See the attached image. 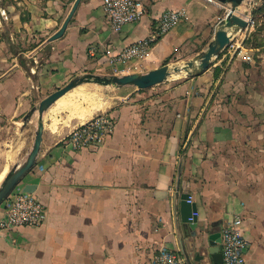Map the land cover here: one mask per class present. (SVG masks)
I'll return each mask as SVG.
<instances>
[{
    "label": "crops",
    "instance_id": "0c3cea01",
    "mask_svg": "<svg viewBox=\"0 0 264 264\" xmlns=\"http://www.w3.org/2000/svg\"><path fill=\"white\" fill-rule=\"evenodd\" d=\"M13 1L8 8L15 26L40 33L41 44L59 30L75 2L66 9L69 0ZM103 1L82 0L63 38L31 56L40 44L30 56L51 47L56 69L88 66L114 72L108 64L111 56L147 37L164 11L185 8L186 18L156 43L143 63L121 66L118 73L148 71L171 60L190 40H205L199 52L204 50L221 9L212 0H143L142 20L115 30L105 17ZM244 52L243 47L230 64L191 140L214 91L213 66L198 77L170 80L175 84L116 94L92 114L105 112L115 122L114 132L100 147L75 151L65 146L64 138L80 121L50 136L45 132L39 163L18 187L45 205L47 219L38 227L0 230V264H149L160 248L180 253L175 196L181 156L180 192L193 196L199 226L215 221L225 225L240 216L249 242L246 262L264 264V191L237 190L232 185L236 175L220 170L221 162L206 144L225 143L237 127L245 128L234 126L233 117L241 121L246 114L253 119L264 109V63L261 72L253 64L242 66ZM15 65L0 86L11 83L14 93L21 94L28 76L17 63L6 71ZM20 111L15 107L11 112L15 116ZM228 117L231 126H222ZM244 190L246 196L240 194Z\"/></svg>",
    "mask_w": 264,
    "mask_h": 264
},
{
    "label": "rangeland",
    "instance_id": "374dc122",
    "mask_svg": "<svg viewBox=\"0 0 264 264\" xmlns=\"http://www.w3.org/2000/svg\"><path fill=\"white\" fill-rule=\"evenodd\" d=\"M72 1L69 0L66 3V9H69ZM13 3V0H0V76L6 72L7 68H10L7 67L8 65L12 66L17 63L24 68L28 79L25 80V85L19 90L22 95L20 92L14 93V86L11 83L4 82L0 86V182L10 167L25 156L32 144L34 136L32 125L28 126L24 134L20 136L22 119L31 107L39 100L63 87L76 74L85 71L100 72L88 66L74 70L56 69V63L58 62L55 56L52 55L51 47H47L31 57L30 51L39 46L44 38L38 36L40 34L38 32L29 33L26 29L15 26L14 19L9 11L11 9L8 8ZM18 8L21 9V7ZM195 9L196 7H193V10ZM255 9L257 10L256 20H254V26L250 29L248 35L246 36L245 32H242L233 41L239 44L242 40L247 41L246 44H243L245 52L239 57L240 62L245 67L253 64L257 67L258 72H261L260 68L262 66L260 64L264 63V1H259ZM228 11V8L221 5L218 12L219 21L226 17ZM204 43L206 41L202 38L190 40L185 46L178 47L169 63H179L192 58L204 47ZM232 53L231 48L228 47L216 60L212 71L214 72L217 65H223V62L228 60ZM4 64L8 65L5 66ZM128 71L131 70L126 69L127 73H133ZM100 73L113 72L101 71ZM39 77H42L41 80H39ZM259 78H261L260 74ZM175 82L178 81H167L162 83L161 86L175 84ZM216 83L217 80L214 78L211 93ZM244 90L246 91V88ZM219 92L220 88L217 94ZM113 97H115L113 92L92 86H82L74 89L65 95L62 104L60 103L49 111L46 117L45 132L47 136L69 129L75 122H78L79 117L86 116L89 119L93 111H96L93 108L103 107L104 109ZM15 107L21 110L15 116L6 111ZM221 116L219 114L220 118H222ZM241 116H243L241 121L233 117L234 126L236 124V126L240 125L245 128L237 127L235 129L236 134L234 136L230 135L225 143L213 141L212 146H209L206 142L207 148L209 150L213 149L216 154V161L221 162L219 164L220 170L233 172L236 175V177H233L232 183L236 189L243 187L247 190L257 189L262 192L264 191V109H261L259 114L256 113L253 119H248L246 114ZM233 120L230 117L226 120L222 119V126L230 127ZM240 194L246 196L247 192L244 190ZM0 208L3 207L0 206ZM244 215L246 217V214Z\"/></svg>",
    "mask_w": 264,
    "mask_h": 264
},
{
    "label": "water",
    "instance_id": "95a60500",
    "mask_svg": "<svg viewBox=\"0 0 264 264\" xmlns=\"http://www.w3.org/2000/svg\"><path fill=\"white\" fill-rule=\"evenodd\" d=\"M212 1L228 8L229 11L226 17L218 22L213 38L207 47L192 58L179 63H167L158 68L137 73L117 74L89 71L81 72L73 76L63 87L52 92L32 106L22 119L20 136L24 134L28 126L32 125L34 128L33 141L25 156L16 161L1 180L0 206L24 178L38 165L46 131V117L59 99L82 86L100 88L105 91L113 92L116 95L123 90H146L170 80L198 77L214 66L216 60L230 46L238 34L245 32V35H248L254 22V10L256 5L259 1L264 0ZM81 2L82 0H75L59 30L36 48L31 56L45 45L63 38ZM241 46H243V42ZM238 51L237 49L232 53L227 67L218 80L198 122L190 134L189 140L192 139L195 131L199 127L226 71L236 57ZM16 69L17 65L6 71L0 76V82ZM182 161L183 156L180 158L176 183L177 192L175 196L176 234L181 253L179 254L185 264H223L222 239L219 232L222 222L215 221L209 226L202 228L198 224V218H195L193 222L189 220L192 212H197V206L195 203L188 202V193L180 192V186L184 185V181L181 180Z\"/></svg>",
    "mask_w": 264,
    "mask_h": 264
},
{
    "label": "built area",
    "instance_id": "2783aa9c",
    "mask_svg": "<svg viewBox=\"0 0 264 264\" xmlns=\"http://www.w3.org/2000/svg\"><path fill=\"white\" fill-rule=\"evenodd\" d=\"M103 11L111 28L121 30L128 24H136L142 20L146 13L143 0H104ZM187 15L185 8L164 11L150 34L133 44L126 46L118 54L108 59V64L117 74L121 66L143 63L148 54L159 40L181 23ZM254 24V22H253ZM252 24V25H253ZM232 51L242 52L241 43H232ZM115 128L114 120L105 112H98L91 118L79 122L64 138L63 143L68 149L81 150L93 146H102ZM189 203L194 198L189 195ZM4 215L0 218V230H9L16 227H38L47 219L45 205L33 194L27 193L17 186L1 205ZM199 212H192L189 218L193 222L198 218ZM242 218L240 216L222 225L220 235L222 239L223 264H247L246 254L249 242L241 230ZM149 264H184L180 254L169 247L160 248Z\"/></svg>",
    "mask_w": 264,
    "mask_h": 264
},
{
    "label": "trees",
    "instance_id": "16d2710c",
    "mask_svg": "<svg viewBox=\"0 0 264 264\" xmlns=\"http://www.w3.org/2000/svg\"><path fill=\"white\" fill-rule=\"evenodd\" d=\"M256 13H257V10L255 9L254 10V20H256ZM256 22V21H255ZM246 42L247 41H245L244 42V44H246ZM230 57L231 56H229V58H228V60H226L225 62H223V65L222 66H216L215 68H214V78H215V80H219V78L221 77V75H222V73H223V71H224V67L226 66V64H227V61H229V59H230ZM167 63H169V60H167V61H165L164 62V64H167ZM22 64H23V61H22ZM163 64V65H164ZM19 86H20V84H18ZM130 91H132V90H123V91H121L120 93L121 94H124V93H127V92H130ZM140 91H143V90H140ZM12 111V109L11 110H8V113H12L11 112ZM114 132V131H113ZM93 147H95V146H93ZM89 148H92V147H89ZM84 149H86V148H84Z\"/></svg>",
    "mask_w": 264,
    "mask_h": 264
},
{
    "label": "bare ground",
    "instance_id": "6f19581e",
    "mask_svg": "<svg viewBox=\"0 0 264 264\" xmlns=\"http://www.w3.org/2000/svg\"><path fill=\"white\" fill-rule=\"evenodd\" d=\"M72 92V91H71ZM65 98V96L64 97H62L61 99H59L57 102H56V104L54 105V107L53 108H55L56 106H58L60 103L62 104V102H63V99ZM102 107H96V108H93L94 110H100ZM52 110V109H51ZM94 112V111H93ZM86 119H88L86 116H84V117H79L78 118V121H85Z\"/></svg>",
    "mask_w": 264,
    "mask_h": 264
}]
</instances>
